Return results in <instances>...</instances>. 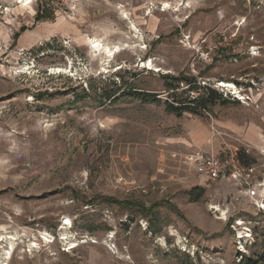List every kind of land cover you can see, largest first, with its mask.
<instances>
[{"label":"rangeland","instance_id":"obj_1","mask_svg":"<svg viewBox=\"0 0 264 264\" xmlns=\"http://www.w3.org/2000/svg\"><path fill=\"white\" fill-rule=\"evenodd\" d=\"M165 76L235 101L103 97ZM224 141L263 183L264 0H0V264H264V208L183 163Z\"/></svg>","mask_w":264,"mask_h":264},{"label":"built area","instance_id":"obj_2","mask_svg":"<svg viewBox=\"0 0 264 264\" xmlns=\"http://www.w3.org/2000/svg\"><path fill=\"white\" fill-rule=\"evenodd\" d=\"M241 150L235 145L222 142L218 148L198 149L184 156L187 166H190L196 177L203 182H217L225 180L239 186L245 196L249 198L255 206L264 208V192L259 187H264L263 183H256L253 178L254 168L249 164L240 161ZM158 189L155 184L151 185H129L124 190L147 196Z\"/></svg>","mask_w":264,"mask_h":264},{"label":"trees","instance_id":"obj_3","mask_svg":"<svg viewBox=\"0 0 264 264\" xmlns=\"http://www.w3.org/2000/svg\"><path fill=\"white\" fill-rule=\"evenodd\" d=\"M165 89L167 92V99L162 100L157 97L156 93L145 92L138 90H128L125 91L123 83L117 85L114 80H110L109 84L112 85L111 90L103 94L105 99H119L125 95L134 97L144 102H153L156 104H162L167 112L175 114L177 116L182 115L183 113H190L193 115H202L204 112H210L211 108L217 104H226L231 101L227 96H223L220 91L211 87L209 85L201 86L197 81L192 79H186L182 77H169L165 76ZM122 82V80L120 81ZM185 82L186 88L181 89L180 84ZM191 92L196 93L195 95ZM240 161L244 164H249L248 159L249 155L244 151H241ZM197 190V194H193V191ZM204 190L202 188L195 187L191 191V195H194L192 198L199 199ZM239 264H259V261L253 257H246L242 255Z\"/></svg>","mask_w":264,"mask_h":264},{"label":"bare ground","instance_id":"obj_4","mask_svg":"<svg viewBox=\"0 0 264 264\" xmlns=\"http://www.w3.org/2000/svg\"><path fill=\"white\" fill-rule=\"evenodd\" d=\"M22 2H23V5H27L28 3H30V0H21ZM89 44H91V47L94 49V50H96V51H99V50H103V53L104 54H106V55H108V56H110V55H112L113 54V50H111V48H108V47H106V46H103V45H101L99 42H97L96 40H91L90 41V43ZM116 51V50H115ZM114 51V52H115ZM114 55V54H113ZM222 85H224V86H227V84L228 83H226V82H223V83H221ZM1 239L2 238H0V241H1ZM10 247V246H9ZM11 248H12V246H11ZM5 254H8L9 255V252L7 253V252H5ZM4 257H8L7 255H5Z\"/></svg>","mask_w":264,"mask_h":264}]
</instances>
